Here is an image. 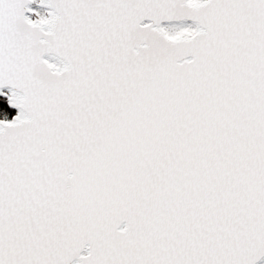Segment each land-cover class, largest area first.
<instances>
[{
    "label": "snow or ice",
    "instance_id": "snow-or-ice-1",
    "mask_svg": "<svg viewBox=\"0 0 264 264\" xmlns=\"http://www.w3.org/2000/svg\"><path fill=\"white\" fill-rule=\"evenodd\" d=\"M0 264H264V0H0Z\"/></svg>",
    "mask_w": 264,
    "mask_h": 264
}]
</instances>
